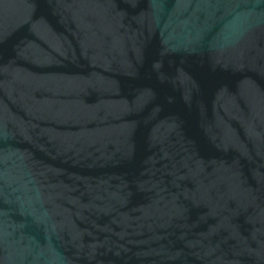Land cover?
<instances>
[{"label":"water","instance_id":"1","mask_svg":"<svg viewBox=\"0 0 264 264\" xmlns=\"http://www.w3.org/2000/svg\"><path fill=\"white\" fill-rule=\"evenodd\" d=\"M0 264H264V0H0Z\"/></svg>","mask_w":264,"mask_h":264}]
</instances>
